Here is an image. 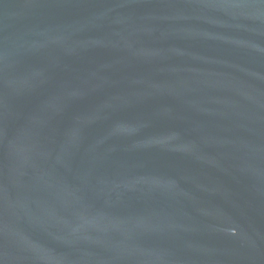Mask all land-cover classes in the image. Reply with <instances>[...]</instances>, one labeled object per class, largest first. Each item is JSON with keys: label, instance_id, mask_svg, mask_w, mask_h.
<instances>
[{"label": "water", "instance_id": "obj_1", "mask_svg": "<svg viewBox=\"0 0 264 264\" xmlns=\"http://www.w3.org/2000/svg\"><path fill=\"white\" fill-rule=\"evenodd\" d=\"M0 264H264V0H0Z\"/></svg>", "mask_w": 264, "mask_h": 264}]
</instances>
